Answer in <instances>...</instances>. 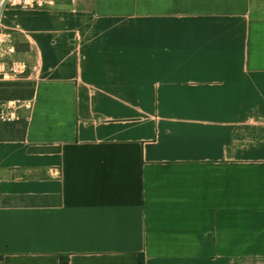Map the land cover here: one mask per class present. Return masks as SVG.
Wrapping results in <instances>:
<instances>
[{"label":"crops","instance_id":"1","mask_svg":"<svg viewBox=\"0 0 264 264\" xmlns=\"http://www.w3.org/2000/svg\"><path fill=\"white\" fill-rule=\"evenodd\" d=\"M1 14L0 264H264V0Z\"/></svg>","mask_w":264,"mask_h":264},{"label":"built area","instance_id":"2","mask_svg":"<svg viewBox=\"0 0 264 264\" xmlns=\"http://www.w3.org/2000/svg\"><path fill=\"white\" fill-rule=\"evenodd\" d=\"M14 0H0V23H1V8ZM22 4H27L25 1ZM8 41L7 37H0V47ZM26 64L23 62H14L11 65L6 66L3 62H0V72L16 75L26 70ZM30 102L28 100H23L20 98L2 100L0 99V121L8 122L14 121L19 118V111L23 108H29Z\"/></svg>","mask_w":264,"mask_h":264},{"label":"trees","instance_id":"3","mask_svg":"<svg viewBox=\"0 0 264 264\" xmlns=\"http://www.w3.org/2000/svg\"><path fill=\"white\" fill-rule=\"evenodd\" d=\"M26 87H29V90H26ZM12 88L14 90H12ZM11 90L13 91L12 93H11ZM32 94H33V84L30 82H25V81L0 82V97H2V98H5V99H7V98L23 99L26 97H30ZM42 150H46V149H42ZM8 200L9 201L18 200V201H21L24 203H31L32 204V203L36 202L37 198L36 197H20V198L11 197V198H8ZM65 260H67V259H64V258L62 259V261H65ZM142 261H143V259H142ZM65 264H67V263H65Z\"/></svg>","mask_w":264,"mask_h":264},{"label":"rangeland","instance_id":"4","mask_svg":"<svg viewBox=\"0 0 264 264\" xmlns=\"http://www.w3.org/2000/svg\"><path fill=\"white\" fill-rule=\"evenodd\" d=\"M12 90H14V89L12 88ZM12 90H11V93L13 92ZM15 90H16V89H15ZM26 90H29V87H26ZM26 90H25V91H26ZM22 93H23V92H22ZM25 93H26V92H25ZM25 93H24V94H25ZM13 94H14V93H13Z\"/></svg>","mask_w":264,"mask_h":264}]
</instances>
